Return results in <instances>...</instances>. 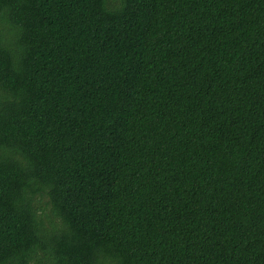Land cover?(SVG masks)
I'll list each match as a JSON object with an SVG mask.
<instances>
[{"label":"trees","instance_id":"trees-1","mask_svg":"<svg viewBox=\"0 0 264 264\" xmlns=\"http://www.w3.org/2000/svg\"><path fill=\"white\" fill-rule=\"evenodd\" d=\"M0 264H264V0H0Z\"/></svg>","mask_w":264,"mask_h":264}]
</instances>
